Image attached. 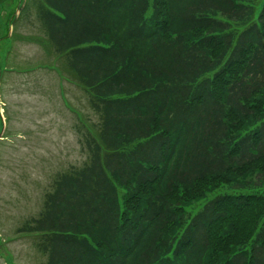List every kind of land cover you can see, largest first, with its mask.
<instances>
[{
    "label": "trees",
    "instance_id": "16d2710c",
    "mask_svg": "<svg viewBox=\"0 0 264 264\" xmlns=\"http://www.w3.org/2000/svg\"><path fill=\"white\" fill-rule=\"evenodd\" d=\"M259 1H22L97 117L17 228L40 264H264Z\"/></svg>",
    "mask_w": 264,
    "mask_h": 264
},
{
    "label": "rangeland",
    "instance_id": "374dc122",
    "mask_svg": "<svg viewBox=\"0 0 264 264\" xmlns=\"http://www.w3.org/2000/svg\"><path fill=\"white\" fill-rule=\"evenodd\" d=\"M22 1L0 0V264L44 261L17 228L41 210L59 173L87 160L82 124L97 123L83 89L60 78L54 56L28 41L42 33L33 11L10 26Z\"/></svg>",
    "mask_w": 264,
    "mask_h": 264
}]
</instances>
